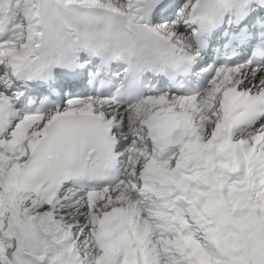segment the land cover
<instances>
[{"label": "snow or ice", "instance_id": "snow-or-ice-1", "mask_svg": "<svg viewBox=\"0 0 264 264\" xmlns=\"http://www.w3.org/2000/svg\"><path fill=\"white\" fill-rule=\"evenodd\" d=\"M0 264H264V0H0Z\"/></svg>", "mask_w": 264, "mask_h": 264}]
</instances>
